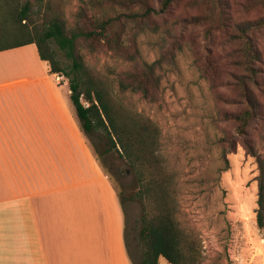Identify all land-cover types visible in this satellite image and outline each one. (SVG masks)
Instances as JSON below:
<instances>
[{"label": "rangeland", "instance_id": "1", "mask_svg": "<svg viewBox=\"0 0 264 264\" xmlns=\"http://www.w3.org/2000/svg\"><path fill=\"white\" fill-rule=\"evenodd\" d=\"M27 1L33 2L19 0L20 4ZM149 1L160 10L161 0ZM190 2L179 0L156 17L158 32L139 33V63L153 64L161 58L162 31L171 30L178 42L174 61H165L158 70L161 84L155 102L119 92L115 81L129 67L127 63L103 48L93 50L86 43L80 51L90 68L113 82L127 108L150 117L159 126L160 153L169 171L175 174L177 221L198 252L197 264H264V229L256 223L260 174L257 157L264 159V27L253 29L248 35L258 56L254 67L258 70L259 89L251 95L258 104L257 115L245 137L256 155L251 154L243 137L237 135L234 116L243 104L238 103L241 99L233 78L243 73L238 66L237 27L254 26L264 20V0H223L229 30H218L210 36L205 25L195 23L194 18L200 16L201 10L191 7ZM44 4L61 10L69 26L76 25L80 9H92L89 0H44ZM10 20L0 11L4 31L0 46L25 38L21 29H9ZM134 26L127 27L129 33H134L130 30ZM173 41L169 37L170 47ZM53 50L63 66L70 68L71 62L64 59L58 46L53 44ZM56 77L62 84L68 83L65 77ZM87 140L97 157L94 159L119 194L123 198L133 195L138 188L127 162L115 152L102 155L106 145L99 136H87ZM123 205L128 250L133 262L141 264L142 207L131 200H125ZM160 264L170 263L162 258Z\"/></svg>", "mask_w": 264, "mask_h": 264}, {"label": "trees", "instance_id": "2", "mask_svg": "<svg viewBox=\"0 0 264 264\" xmlns=\"http://www.w3.org/2000/svg\"><path fill=\"white\" fill-rule=\"evenodd\" d=\"M177 1L161 0L158 11L149 0H89L92 9H80L74 26L68 25L61 10L55 5L44 4V0H33L35 6L31 1L25 4H20L19 0L0 1V11L11 17L9 29H21L25 33L22 41L0 46V51L36 45L41 60L49 65L50 75H60L68 80L71 101L83 133L103 139L106 148L102 155L117 153L134 174L138 189L133 195L123 198L119 194V197L122 204L131 200L142 207L140 240L144 250L141 264H159L160 258L170 264H197L199 256L177 221L175 174L169 171L160 153L159 126L150 117L127 108L119 99L113 82L88 66L80 48L84 43L93 46V50L103 48L127 63L129 67L119 73L115 81L119 92L137 94L146 101L155 102L161 84L158 70L165 61H174L178 42L171 30L162 31L161 58L153 64L139 63V33L145 30L158 32L155 18ZM190 6L201 10L200 16L194 20L207 27L208 36L218 30H229L223 0H191ZM130 24L135 25L136 31L130 29L134 33L128 31ZM262 27L264 20L254 26L237 27L240 40L238 66L243 73L233 77L241 99L238 103L243 104L234 116L236 131L246 141L252 155L256 152L245 136L257 115L258 104L251 95L253 90L259 89V82L258 70L254 67L258 56L248 35L253 29ZM3 32L0 25V38ZM169 37L175 41L171 47ZM53 44L58 46L64 59L71 62L70 68L63 66L58 59ZM257 163L260 174L257 178L256 223L264 229V159L257 157Z\"/></svg>", "mask_w": 264, "mask_h": 264}, {"label": "crops", "instance_id": "3", "mask_svg": "<svg viewBox=\"0 0 264 264\" xmlns=\"http://www.w3.org/2000/svg\"><path fill=\"white\" fill-rule=\"evenodd\" d=\"M58 79L34 44L0 51V264H135L119 192Z\"/></svg>", "mask_w": 264, "mask_h": 264}]
</instances>
